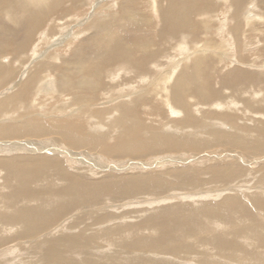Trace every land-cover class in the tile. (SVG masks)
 I'll list each match as a JSON object with an SVG mask.
<instances>
[{"label":"bare ground","instance_id":"1","mask_svg":"<svg viewBox=\"0 0 264 264\" xmlns=\"http://www.w3.org/2000/svg\"><path fill=\"white\" fill-rule=\"evenodd\" d=\"M85 2L81 21L75 9ZM41 95L67 99L43 119ZM0 96V140H20L0 142V264L22 252L30 259L17 264H264V168L254 191L234 195L226 187L246 188L257 169L242 159L198 170L176 168L188 158H160L127 174L77 154L117 162L233 144L263 155L264 0H0ZM145 105L168 120L162 132L144 122ZM193 129L207 131L193 137ZM45 136L51 145L35 139ZM28 153L37 158L21 157ZM114 168L124 174L108 175ZM216 183L213 194L195 192ZM137 198L146 201L128 203ZM114 201L138 211L96 209ZM80 207L88 213L60 222ZM142 209L153 211L141 217Z\"/></svg>","mask_w":264,"mask_h":264},{"label":"rangeland","instance_id":"2","mask_svg":"<svg viewBox=\"0 0 264 264\" xmlns=\"http://www.w3.org/2000/svg\"><path fill=\"white\" fill-rule=\"evenodd\" d=\"M113 1V0H112ZM101 2V1H100ZM92 3V2H91ZM89 4H90V2L88 3V2H85L84 3V5H82V6H78L77 7V9H75V14L77 15H80V14H82L81 16H78V17H80V20L82 21L83 19L82 18H84L85 16H86V14H87V12H88V9H89ZM106 4V3H105ZM104 4V5H105ZM107 4H108V2H107ZM109 5H111V4H109ZM144 8H147L148 6H149V2L148 1H146L145 3H144ZM83 8V9H82ZM82 9V10H81ZM85 11V12H84ZM83 12V13H82ZM90 13V12H89ZM92 13V12H91ZM83 14H84V16H83ZM83 16V17H82ZM90 16L92 17L93 16V14H91V15H89V18H90ZM85 19V18H84ZM75 23H77V22H75ZM75 23H73L72 25H71V30L72 31H76V30H82V28L84 29V25L82 26V28H81V26L80 25H77V24H75ZM75 24V25H74ZM45 31V30H44ZM74 31V32H75ZM43 34V32H40V34ZM83 35H85V36H80V38H79V41H83V42H85V41H87V38H88V35H86L85 34V32L83 33ZM83 37V38H82ZM57 38V39H56ZM56 38H54V40L52 41L53 43H57L58 41H59V36L57 35V37ZM37 39H39V36L37 37ZM56 39V40H55ZM83 39V40H82ZM50 43V42H49ZM49 43H46V46L48 47V45H49ZM48 44V45H47ZM40 46H41V49H43L42 47H44L43 45H42V43H40L39 44ZM38 53L40 54L41 52H39L38 51ZM38 53L36 52V54H33L32 56H34V55H38ZM29 54H31V53H29ZM31 56V57H32ZM26 57V56H25ZM25 57H24V59H25ZM30 57V58H31ZM31 61H33V60H31ZM186 62H189V60H187ZM29 64V63H28ZM28 64L26 63H23L21 66H19L18 65V63H16V65L17 66H19V68H24L25 66H27L28 67ZM240 70H242V71H244V72H248V73H254L255 75H259V73L260 72H255V71H252L251 69H249V68H246V69H242V68H239ZM223 71L224 72H229V71H227V67L226 66H223ZM24 72V71H23ZM21 75V74H20ZM20 77V76H19ZM218 81H219V79L217 80V83L215 84V86L216 87H218ZM13 84V83H12ZM14 85V84H13ZM253 86H255V85H253V84H249V85H242V84H239V85H237V87L235 88L236 90H244L245 88H248V87H252L253 88ZM9 87V85L7 86V88L6 89H9L10 87H11V85H10V87ZM227 92H228V90H227ZM43 95V94H42ZM42 95H41V97H42ZM2 96H4V95H2ZM2 96H0V97H2ZM51 97H49V96H44V97H39V104L37 103V105H36V107H35V113L37 114V115H39V117H41V118H43V119H49L51 116H52V114H54L53 112H54V110L56 109V107L59 105V102H63V100L65 101L67 98L65 97H57V95H55V96H53V95H50ZM53 96V97H52ZM119 96L118 95H116L115 96V98L114 99H117ZM58 99V100H57ZM113 99V100H114ZM153 102L151 101L150 103H152L153 104V106H155L157 103L156 102H158L157 101V98H154L153 97ZM108 101H110V100H108ZM61 106V105H60ZM59 106V107H60ZM148 108H149V106H147V105H145L144 107H142V108H140V113L141 114H143L144 113V115L146 116L145 118H144V122L145 123H153V125L157 128V129H159L161 132H162V129H165L164 127H165V124L166 125H168V120H166L165 118H161V120H155V119H153L152 118V116H150L149 114V111H148ZM145 109H147L146 111H145ZM200 109V108H199ZM229 111V110H228ZM18 113H21V112H23V109H19L18 111H17ZM221 112V111H220ZM57 116H61L60 114H57L56 113V115H54V117H55V119H57ZM8 117V116H7ZM163 117V116H162ZM239 123H242V122H239ZM158 124V125H157ZM248 124H252L251 122H249ZM225 131H229V132H231V131H233L232 129H230V128H227V127H224L223 128ZM207 131V129H199V130H195V129H193L192 131H191V135L193 136V137H199V136H201L202 134H204L205 132ZM189 134V133H188ZM114 138V137H113ZM35 139H38V140H40V141H45L46 142V144L47 145H51V142H49V140H50V137H40V138H35ZM21 140H25V138H23V139H21ZM31 140V139H30ZM30 140H26L27 142L28 141H30ZM20 141V140H19ZM19 141H17V139H11V140H9V141H5V140H0V142H19ZM22 142H24V141H22ZM210 146H212V145H210ZM50 147V146H49ZM208 147V146H207ZM206 148V147H205ZM49 150V149H48ZM42 153H44V152H42ZM64 154V153H61V152H58V154ZM45 154H51V155H53V152L51 151V150H49V152L47 151ZM77 154L78 155H80L79 157H78V159H79V161H81V159L83 160V161H85L86 162V160L87 161H91V163H92V160L93 159H95L94 161H93V163L94 164H96L97 166H104V167H109V166H111V167H113V166H117V167H120V166H123V167H125V168H127V171L125 170V173H127V174H140V173H142V172H144V171H142V169H139L140 168V166H134V167H138V169H135V170H128V168L130 167V166H132V164H140V163H149V164H151L153 161H156V160H158V159H160V158H174L175 160H177V159H183L184 161H186L185 159L186 158H188L189 160H188V162L184 165V166H181V167H178V165H177V167L176 168H189L188 166H186V165H190L191 164V168H195V169H198V170H204L205 168H210V167H212L213 165H214V163L216 162V161H221V162H225V163H230V162H238V163H240L241 165H242V162H241V159L242 160H244V161H246V162H248L249 164H250V166H249V164H246V166L245 167H250L251 168V166H253V167H256L257 169L255 170V173L256 172H259V171H261L263 168H264V154L263 155H259V156H255V157H249L239 146H237V145H233V144H227V145H214L212 148H208V149H204V150H201V151H186V150H181V151H168V152H164V153H159V154H155V155H150V156H147L146 158H142V159H130V158H119V160L118 159H116L117 160V162H114L115 160H110L111 158L110 157H108V156H103V155H101V154H95V152H91V151H81V152H77ZM215 154L217 155V154H219V155H221V157H223L222 159H220V160H213V156H215ZM65 155V154H64ZM63 155V156H64ZM22 158H25V159H34V158H37V156H34V154H30V153H28L27 155H25V156H21ZM105 157H107V158H105ZM240 159H239V158ZM194 159V160H193ZM215 159H217V157H215ZM259 159H261L260 161H259V164L258 165H255L256 163L255 162H252V161H254V160H259ZM192 162V163H190V162ZM193 161H202L203 163H199V164H197V162H193ZM175 164H179V163H175ZM77 167L78 168H85L86 170H89L88 169V166H86V165H77ZM166 168H168V170H171V169H176V168H173V167H171L170 168V166H167ZM151 170H153V169H151ZM73 172H75V171H73ZM112 172V173H111ZM164 172H166V170L165 171H156V173H158V174H165ZM114 173L116 174V173H118V174H124L123 172H121L120 170H118L117 168H114V170H108V172H107V174L109 175V174H111V175H114ZM254 173V179H253V177H252V179L253 180H251V183H249V184H246V188H244V187H242V185H244V184H242L241 186L240 185H238V186H235V184H230L229 186H227L226 188H228V189H231V191L229 192V194H234V195H237L238 193L239 194H243V193H249V192H251V191H254V190H250V188L256 183V181L260 178L259 177V174L258 173H256L255 174ZM90 176H91V173L89 172L88 173ZM107 174H103V173H101V174H99L98 176L100 177V176H102V175H107ZM97 178V177H96ZM202 178H205V179H210V177H208L207 175H204V176H202ZM257 184V183H256ZM218 184L216 183V184H208V185H206V186H202V187H199V189H197V191H195V192H197V194H207V193H211V194H213V192H215L216 190H217V188H216V186H217ZM262 186H264V185H262ZM244 190V191H243ZM181 192H184V193H186V192H189V193H192V194H194L193 192H192V189L191 188H189L187 191L185 190V189H183V190H181ZM155 193L156 192H154L153 193V195H150V196H152L153 197V200L154 199H159L160 197H163L164 198V194H157L156 195V197H154L155 196ZM170 194V193H169ZM171 194H176V193H171ZM164 195V196H163ZM168 196V195H167ZM179 196V195H178ZM159 197V198H158ZM179 198L180 197H177L174 201H177L178 202V200H179ZM144 201H146L144 198H137V199H135V200H133V201H129L128 203H133V204H136V203H138V202H144ZM204 201V200H203ZM207 201H209L208 199H207ZM101 202H103V198L101 199ZM125 202H127V201H125ZM125 202H123V201H114L113 203H112V205H104V203H101L100 205H98L97 207H96V209H98V210H100L99 212H121V210H123L122 208H119V207H121L120 206V204H123V203H125ZM186 202V201H185ZM191 202V201H190ZM111 203V202H110ZM203 203H205V202H198V203H195L194 205H202ZM104 206H108V210H103L104 209ZM145 206V205H144ZM112 207H118V208H115V209H112ZM137 206H134V205H132L131 207H129V208H127V209H125L124 211H122L121 213H123V214H130V213H133V212H135V210H137L138 208H136ZM142 208H145V207H143V205H142ZM87 209H89V207H80V208H78L75 212H73V213H71V214H69V215H67V217H65V218H63L60 222H64L65 220L66 221H68L69 219H72V218H74V217H81V216H83V215H85V214H87L88 212H87ZM118 210V211H117ZM138 211V210H137ZM141 211H144V212H142L141 214V217H146V215H148L151 211H153V210H145V209H142ZM93 213H96V211H94ZM121 213H119V214H121ZM70 216H71V218H70ZM140 217V218H141ZM88 222V224L91 226V228H92V230H93V228H96V229H98L100 226L102 227V229H104V228H107V227H109L110 225H108V226H104V225H98V227H94L93 225H92V223L90 222V221H87ZM116 222H117V220H116ZM126 222H128V220H126L125 221V223ZM130 223H133L134 224V226H138L139 224H138V222H140L139 221V219L138 220H136V218L135 219H132L131 221H129ZM106 224V223H105ZM107 225V224H106ZM112 225V224H111ZM54 228H56V227H54ZM53 228V229H54ZM52 229V230H53ZM91 230V231H92ZM64 232L66 233L67 231L66 230H64ZM72 232H77L76 230H72ZM16 244V243H15ZM1 250H3L2 248H1ZM0 250V251H1ZM25 253V254H24ZM18 254L19 253H15L14 255L13 254H11L10 253V255H11V258H12V260H13V262H12V264L14 263V264H17L18 262H21V261H24V260H28V259H30V256H28V253L27 252H22L19 256H18ZM9 257H10V255L9 254H7ZM22 255H24V256H22ZM6 256V255H5ZM7 256V257H8ZM21 256V257H20ZM28 256V257H27ZM4 257V256H3ZM3 257H1V260L4 262V263H6V264H8V262H10L8 259H4L3 260Z\"/></svg>","mask_w":264,"mask_h":264}]
</instances>
